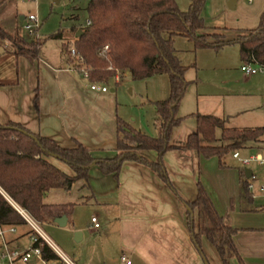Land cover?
I'll list each match as a JSON object with an SVG mask.
<instances>
[{
  "label": "crops",
  "instance_id": "crops-1",
  "mask_svg": "<svg viewBox=\"0 0 264 264\" xmlns=\"http://www.w3.org/2000/svg\"><path fill=\"white\" fill-rule=\"evenodd\" d=\"M177 3L185 11L186 8L181 7L179 1ZM25 19L19 13L17 0H0V29L7 34L20 29L21 33ZM82 28L68 41L60 30L61 48L51 49L45 54L41 53L45 44L42 40L40 59L36 61L18 57L15 47L9 41L0 39V125L17 123L36 135L55 141L64 149H75L81 144L96 159L112 160L118 155V119L138 131H146L139 126L137 118L130 121V115L122 111L123 94L121 91L118 93L122 86L109 88L107 93L93 92L90 80L73 69L67 43L72 41L76 46L79 40L77 34ZM244 31L248 30H240L236 34ZM240 59L245 63L241 54ZM155 77L147 80H154ZM104 84L108 86L109 82ZM225 89L198 93L195 98L198 112L180 116L186 93L178 110V117L183 119L180 126L188 117H194L197 125L196 115L215 116L211 114L213 111L200 108V103L206 98H214L218 100L216 107L222 113L215 117L225 119L228 127L230 119L235 116L227 105H233L234 101L238 105L239 100L234 99L233 91ZM162 90V96L151 104L166 100L165 86ZM36 97L38 110L34 106ZM139 105L143 106L140 113L144 117L146 104ZM156 126L158 128V124ZM254 127L264 125L255 124L250 128ZM145 134L156 138L148 132ZM173 134L174 131L171 143L176 146L185 145L190 135L185 142H172ZM240 153L247 157L256 152L245 150ZM142 156L150 162H157L159 157L156 151L143 152ZM50 162L65 173L72 174L64 163L56 159H50ZM164 164L172 187L151 168L138 162H125L118 178L104 174L99 165H94L86 181L77 182L70 191L52 190L43 200L46 206H73L63 216L67 217V225L60 227L55 222L57 219L41 225L61 239L65 251L74 259L66 257L71 264H125L124 257L129 258L132 264H206L190 236L188 211L184 204V201L193 202L196 199L200 182L218 213L228 215L232 227L238 231L234 243L244 263L264 264V203L255 205L254 201L258 198L254 194L255 186L252 193L244 188L240 172L246 168H242L240 163L238 165L237 160L234 166L221 168L218 158L206 159L197 152L178 150L168 152ZM93 217H97L101 224L99 231L93 229ZM18 229V234L8 235V239L14 246L25 248L30 244L31 229L28 225ZM78 232L82 233V237L75 236L74 241L82 247L71 249L67 239L73 242V236ZM202 249L209 264H223L218 251L206 237L202 238ZM232 263L240 264L237 259H233ZM30 264L41 263L34 260Z\"/></svg>",
  "mask_w": 264,
  "mask_h": 264
},
{
  "label": "trees",
  "instance_id": "trees-1",
  "mask_svg": "<svg viewBox=\"0 0 264 264\" xmlns=\"http://www.w3.org/2000/svg\"><path fill=\"white\" fill-rule=\"evenodd\" d=\"M206 2L191 0L189 10L184 12L176 0L90 1L87 12L91 25L81 29L83 34L75 47L86 60L92 82L108 83L117 70L134 81L162 75L170 77V97L154 103L159 117V136L150 137L118 119V155L112 160H98L81 144L75 149H64L20 124L0 125L1 225L21 228L27 225L17 208L25 210L40 224L68 214L73 206H46L45 196L55 189L70 191L77 182L86 181L94 165H99L104 174L118 178L125 162H138L151 168L172 187L164 164V157L170 151L197 152L206 159L218 158L221 168L229 166L227 160L235 152L253 150L264 155V127L228 128L225 119L200 114L196 115L197 130L188 136L185 145L171 143L174 129L183 120L178 117V110L190 85L186 79L189 68L182 64L174 48L176 37L192 41L196 50L219 51L238 44L243 62L254 60L264 66V24L229 38L226 31H211L205 26L202 13ZM50 38L61 39L62 32ZM0 39L9 41L18 57L30 61L40 59L44 42L24 38L20 29L13 34L0 29ZM34 106L38 110V97ZM147 151H156L158 161L150 162L143 157L142 153ZM50 159L67 165L72 174L56 167ZM240 173L246 188L244 169ZM184 204L190 236L206 264L209 261L202 249L203 237L216 248L223 264H233V259L245 264L234 243L238 231L232 227L228 215L218 213L202 183H198L196 199ZM42 255L49 262L61 261L46 244Z\"/></svg>",
  "mask_w": 264,
  "mask_h": 264
},
{
  "label": "rangeland",
  "instance_id": "rangeland-1",
  "mask_svg": "<svg viewBox=\"0 0 264 264\" xmlns=\"http://www.w3.org/2000/svg\"><path fill=\"white\" fill-rule=\"evenodd\" d=\"M91 0H36L26 1L17 0L18 10L26 18L30 15L37 16L39 20L38 41H45L41 53H47L51 49H58L62 46L59 39L50 37L60 30L65 34V39L73 38L77 31L84 27L88 21L87 8ZM181 7H185L187 12L190 8L189 0H177ZM232 0H207L206 7L203 10L202 17L205 26L211 31H226L229 38L236 35L240 30H251L264 24V0H236L233 8L229 7ZM21 34L24 38L30 39V33L24 29V23L21 26ZM68 41V40H67ZM69 49L75 47L74 42L67 43ZM3 48V47H2ZM174 48L182 64L189 68L186 78L190 82V89L184 99L181 107V114H191L197 111L198 93L213 90L233 91L234 99L239 100L237 104L227 105L228 110L234 112L230 119L229 128L240 127L250 128L255 124L264 125V74H257L253 78L248 77L241 69L244 64L240 59L239 46L231 45L220 51L216 50H196L194 43L185 37H176L174 39ZM1 50V49H0ZM115 77V76H114ZM250 78V79H249ZM247 82V83H246ZM156 83H161L157 85ZM163 83V85H162ZM165 83V84H164ZM249 84V85H247ZM165 86V98L170 97V77L168 75L157 76L154 80L134 81L130 76L123 79L122 88L119 89L123 94L122 111L130 115V121L137 118L139 126H142L144 132L159 136V127L157 128V116L154 114L155 106L150 102H155L156 98L162 96ZM108 87L116 89L114 78L109 81ZM221 88V89H218ZM199 99V98H198ZM214 98L200 103L201 109H207L215 116H219L218 106ZM229 100H231L229 98ZM221 101L228 102L222 99ZM207 102V103H205ZM140 103L146 104L144 117L141 115ZM202 104V107H201ZM217 114V115H216ZM142 118H141V116ZM197 129L194 117H188L184 123L174 130L172 142H185L188 134L194 133ZM145 132V133H146ZM150 136V135H149ZM221 136V131L218 132ZM152 137V136H151ZM246 155V154H244ZM229 166H234L236 160L232 155L227 160ZM239 165V163H238ZM253 171L255 181H253L257 194L255 205L264 203V166H258L256 163L249 167ZM263 188V189H261ZM43 233L49 237L65 257L74 261L65 251L60 238L49 233V231L40 225ZM75 234V233H74ZM67 239L68 247H82L74 241ZM63 238V237H62ZM64 241V238H63ZM83 245V244H82Z\"/></svg>",
  "mask_w": 264,
  "mask_h": 264
},
{
  "label": "built area",
  "instance_id": "built-area-1",
  "mask_svg": "<svg viewBox=\"0 0 264 264\" xmlns=\"http://www.w3.org/2000/svg\"><path fill=\"white\" fill-rule=\"evenodd\" d=\"M36 1V0H26ZM91 25V21L88 20L84 27ZM24 29L30 33V38L38 40L39 34V20L37 16L30 15L24 21ZM109 50V47H106ZM68 56L72 62L73 69L78 71L84 78L90 80V71L87 67L86 60L84 56L80 54L76 47L69 49ZM242 71L248 76L252 77L257 74H264V66L256 63L254 60L250 63L245 62L241 66ZM126 75L120 71H116L114 77L116 89L121 88L123 84V79ZM90 89L97 93H107L109 92V87L104 83L92 82L90 80ZM233 158L240 163L242 168H249L253 164L258 166H264V155L261 152H256L250 156L244 157L241 155L240 151L233 154ZM254 176L248 179L247 189L252 193L254 190L253 181ZM253 198H256L253 194ZM17 208V207H16ZM18 212L25 219L27 225L31 229L30 234V244L25 248L16 247L8 239V235L18 234L19 229L16 226L5 227L0 224V264H30L32 261H39L41 264H59L61 262L65 264H71L66 257L59 251V249L49 240V238L43 233L40 228V223L34 220L25 210L17 208ZM93 229L99 231L101 229V224L97 217L92 218ZM44 244L48 245L60 258V262H49L43 258L42 247ZM123 263L132 264L129 258H123Z\"/></svg>",
  "mask_w": 264,
  "mask_h": 264
},
{
  "label": "water",
  "instance_id": "water-1",
  "mask_svg": "<svg viewBox=\"0 0 264 264\" xmlns=\"http://www.w3.org/2000/svg\"><path fill=\"white\" fill-rule=\"evenodd\" d=\"M235 3V0H232L230 3H229V7L233 8V4ZM83 32L82 31H79L78 34H77V38H80L82 36ZM244 173H245V177L247 179H251L252 177V171L251 169L249 168H246L244 169ZM60 227H65L67 225V217H61L59 219H57L55 221ZM76 237H82V233L81 232H78L76 233L75 235Z\"/></svg>",
  "mask_w": 264,
  "mask_h": 264
}]
</instances>
